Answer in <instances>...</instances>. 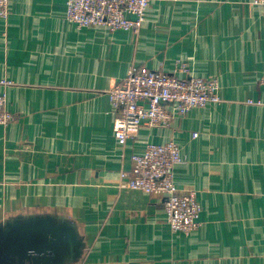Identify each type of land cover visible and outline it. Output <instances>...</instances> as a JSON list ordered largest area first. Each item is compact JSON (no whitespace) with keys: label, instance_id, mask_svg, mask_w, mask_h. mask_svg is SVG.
<instances>
[{"label":"crops","instance_id":"obj_1","mask_svg":"<svg viewBox=\"0 0 264 264\" xmlns=\"http://www.w3.org/2000/svg\"><path fill=\"white\" fill-rule=\"evenodd\" d=\"M66 0H9L0 19V246L9 226L50 221L49 264H264V18L254 0H153L137 34L65 20ZM216 78L221 102L119 146L108 90L131 67ZM183 77V75L179 74ZM193 134H197L193 137ZM174 141L199 228L170 232L158 196L121 187L147 144ZM9 227V228H8ZM12 230V231H9ZM0 264H15L0 250Z\"/></svg>","mask_w":264,"mask_h":264},{"label":"built area","instance_id":"obj_2","mask_svg":"<svg viewBox=\"0 0 264 264\" xmlns=\"http://www.w3.org/2000/svg\"><path fill=\"white\" fill-rule=\"evenodd\" d=\"M152 1L66 0L64 17L78 29L105 28L137 34ZM253 4L261 8L264 18V0H254ZM8 16L9 0H0V19L6 20ZM259 82L264 91V75ZM107 94L115 115L114 138L121 147L144 125L167 127L173 118L184 117L192 109L221 102L218 80L191 76L187 63L181 60L176 61L172 74L131 67ZM246 103L264 107V98ZM13 120V114L6 109V95L0 92V126ZM182 163L180 148L174 141L147 144L141 153L131 156L130 169L121 172L120 177L122 188L160 197L170 232L189 235L199 228L201 207L194 190L183 191L175 184L174 170Z\"/></svg>","mask_w":264,"mask_h":264},{"label":"water","instance_id":"obj_3","mask_svg":"<svg viewBox=\"0 0 264 264\" xmlns=\"http://www.w3.org/2000/svg\"><path fill=\"white\" fill-rule=\"evenodd\" d=\"M26 227L9 226L0 250L15 264H49L57 258V248L64 244L63 227L47 222ZM8 227V228H9Z\"/></svg>","mask_w":264,"mask_h":264}]
</instances>
